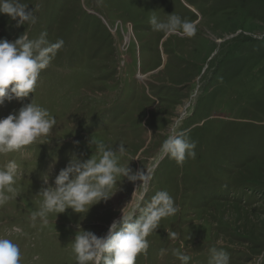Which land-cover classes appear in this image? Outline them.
I'll return each instance as SVG.
<instances>
[{
  "label": "rangeland",
  "instance_id": "rangeland-1",
  "mask_svg": "<svg viewBox=\"0 0 264 264\" xmlns=\"http://www.w3.org/2000/svg\"><path fill=\"white\" fill-rule=\"evenodd\" d=\"M20 2L36 23L18 25L19 18L0 14V40L46 32L49 43L64 41L35 92L0 105V118L32 102L57 121L48 143L0 154V168L10 160L18 166L17 195L0 205V237L19 245L21 264H76L71 242L78 227L105 236L143 191L136 189L140 181L125 178L83 220L68 209L33 226L39 192L54 186L70 158H99L89 138L125 146L121 163L132 159L133 172L148 177L144 204L165 190L178 208L147 237L135 264H181L177 250L189 264H208L212 247L223 249L230 264H264V0ZM153 14L193 21L196 34L165 36L149 24ZM175 122L196 156L182 166L170 158L156 163ZM51 143L55 157L46 163Z\"/></svg>",
  "mask_w": 264,
  "mask_h": 264
},
{
  "label": "clouds",
  "instance_id": "clouds-1",
  "mask_svg": "<svg viewBox=\"0 0 264 264\" xmlns=\"http://www.w3.org/2000/svg\"><path fill=\"white\" fill-rule=\"evenodd\" d=\"M26 7L20 0H0V14L7 15L10 20L19 18L18 25L36 23V16L32 11L26 12ZM149 24L165 36L177 34L192 38L197 31L195 22L175 14L167 15V19L153 14ZM46 36V32H41L38 38L29 39L24 32L11 42L0 40V105L5 101H20L35 92L41 71L50 65L64 45L62 39L49 43ZM56 123L47 109L32 102L23 105L18 111L0 118V154L19 152L37 142L48 143ZM87 145L99 158L91 156L80 161L72 156L67 166L56 175L54 186L39 192L42 199L39 209L30 215L32 225L35 226L39 220L41 225L46 226L50 214H55L56 218L68 209L80 214L83 220L93 205L106 202L119 190L118 184L123 179L140 181L136 189L143 188V191L130 207L128 203L121 210L120 218L113 220L105 236L98 237L78 227L71 242L76 264H135L137 256L146 252L149 246L147 237L160 227L162 219L174 216L178 208L165 190L156 192L144 204L148 177L143 170L133 172L129 167L132 159L121 163L127 156L122 143L114 147L103 140L89 138ZM195 147L187 132L180 129L179 122H175L153 160L159 163L164 158H170L182 166L187 158H195ZM17 178L18 166L14 160L0 168V205L17 195ZM13 231L20 232L21 229ZM168 236L173 240L179 238L175 231H169ZM174 254L181 264H189L188 255L179 250ZM0 264H21L20 247L11 239L0 237ZM208 264H230V257L223 249L212 247L209 249Z\"/></svg>",
  "mask_w": 264,
  "mask_h": 264
}]
</instances>
